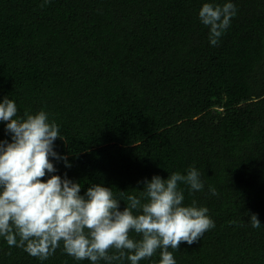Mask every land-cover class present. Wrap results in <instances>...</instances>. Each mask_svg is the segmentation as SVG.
<instances>
[{
    "label": "trees",
    "instance_id": "16d2710c",
    "mask_svg": "<svg viewBox=\"0 0 264 264\" xmlns=\"http://www.w3.org/2000/svg\"><path fill=\"white\" fill-rule=\"evenodd\" d=\"M226 2L236 15L213 46L198 11ZM5 96L18 117L45 111L59 125L53 150L71 166L50 156L43 179L66 174L81 195L103 183L123 210L145 179L195 167L204 188L181 184L182 204L206 207L214 227L169 249L176 264H264V0H0ZM0 264L91 261L62 243L40 260L0 237Z\"/></svg>",
    "mask_w": 264,
    "mask_h": 264
},
{
    "label": "clouds",
    "instance_id": "9594fccd",
    "mask_svg": "<svg viewBox=\"0 0 264 264\" xmlns=\"http://www.w3.org/2000/svg\"><path fill=\"white\" fill-rule=\"evenodd\" d=\"M235 15L232 2L201 6L198 16L209 28L211 45L219 43ZM17 112L16 103L5 96L0 102V120L6 122L11 140L0 143V237L9 246L47 260L62 243L66 254L91 264H116L125 259L138 264L160 249L159 264H176L169 249L178 250L181 242L192 245L214 227L206 207H197L195 200L190 206L182 204L181 184L193 192L204 188L202 173L195 167L186 175L173 172L166 179L158 175L145 179L140 196L128 195L123 210H119L121 200L103 183L91 184L81 195V183L66 174L43 179L46 172L56 171L50 156L71 166L53 150L54 141L62 139L59 125L49 122L45 111L25 112L22 118ZM209 192L217 195L214 187ZM249 216L252 227L259 228L257 216ZM130 232L141 239L130 238ZM110 250L114 251L110 254Z\"/></svg>",
    "mask_w": 264,
    "mask_h": 264
}]
</instances>
